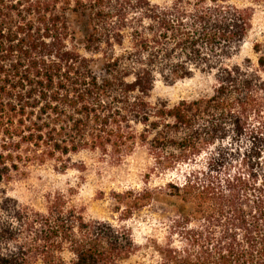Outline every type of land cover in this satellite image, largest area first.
I'll return each mask as SVG.
<instances>
[{"label": "trees", "instance_id": "16d2710c", "mask_svg": "<svg viewBox=\"0 0 264 264\" xmlns=\"http://www.w3.org/2000/svg\"><path fill=\"white\" fill-rule=\"evenodd\" d=\"M233 1L0 0V183L29 163L86 151L123 163L138 147L161 176L257 124L242 160L113 194L123 221L156 199L190 207L165 213L148 252L126 226L88 221L57 196L46 214L0 222V264H264V56L258 69L234 63L253 16ZM197 74L212 95L153 102L160 80Z\"/></svg>", "mask_w": 264, "mask_h": 264}, {"label": "rangeland", "instance_id": "374dc122", "mask_svg": "<svg viewBox=\"0 0 264 264\" xmlns=\"http://www.w3.org/2000/svg\"><path fill=\"white\" fill-rule=\"evenodd\" d=\"M150 1L157 5L167 3V0ZM232 5L239 9H249L253 16L249 40L234 63L249 61V66L258 69L259 58L264 56V1L234 0ZM256 44L261 45L260 54L254 51ZM94 67L99 70L100 64ZM259 71L264 81V69ZM214 86L213 79L201 74L176 83L160 80L152 93V100L155 103L165 101L175 105L182 100L210 96ZM249 124L250 127L242 137L235 134L216 142L196 165L183 166L161 176L151 172L154 161L147 150L141 147L123 163H116L110 157L87 151L71 155L59 162L43 165L29 163L18 172H12L8 181L0 183V222L12 221L10 213L14 209L28 208L46 214L49 200L62 196L70 207L78 209L88 221L126 226L131 231L134 243L144 247L143 251L146 253L150 240L163 239L166 236L168 221L164 217L165 213H184L190 211V207L180 208L166 199H156L152 207L138 211L132 219L123 221L121 214L116 210L113 194L129 189H143L146 186L158 188L173 180L182 181L193 170L208 172L213 167L217 168V163L221 166L225 157V164L230 160L236 161L238 157H243L245 150L251 146L250 133L257 125L253 117ZM221 154L223 157L219 158ZM262 163L264 165V150ZM236 166L234 162V167ZM139 258L140 256H135L124 264H136Z\"/></svg>", "mask_w": 264, "mask_h": 264}]
</instances>
